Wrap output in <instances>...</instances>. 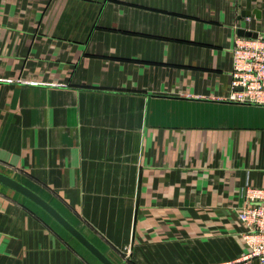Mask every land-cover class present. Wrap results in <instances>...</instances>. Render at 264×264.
I'll return each mask as SVG.
<instances>
[{"label":"crops","instance_id":"obj_1","mask_svg":"<svg viewBox=\"0 0 264 264\" xmlns=\"http://www.w3.org/2000/svg\"><path fill=\"white\" fill-rule=\"evenodd\" d=\"M241 29L264 38V0H0V173L114 264H259L237 209L264 189V106L227 101ZM0 264L103 263L0 185Z\"/></svg>","mask_w":264,"mask_h":264},{"label":"built area","instance_id":"obj_2","mask_svg":"<svg viewBox=\"0 0 264 264\" xmlns=\"http://www.w3.org/2000/svg\"><path fill=\"white\" fill-rule=\"evenodd\" d=\"M232 58V79L227 101L264 106V38L237 36ZM242 195L245 204L237 209V215L246 229L241 238L247 252L241 262L256 260L264 264V189L247 185Z\"/></svg>","mask_w":264,"mask_h":264},{"label":"water","instance_id":"obj_3","mask_svg":"<svg viewBox=\"0 0 264 264\" xmlns=\"http://www.w3.org/2000/svg\"><path fill=\"white\" fill-rule=\"evenodd\" d=\"M251 13H243L242 17H250ZM238 35L242 37L254 38L259 37L258 33L241 29ZM241 90V89H240ZM0 185H3L20 195L24 196L34 204L45 210L53 219H55L64 229H66L76 240H78L90 253H92L103 264L112 263L98 248H96L79 230L68 222L51 204L40 197L37 193L26 187L24 184L15 179L0 173Z\"/></svg>","mask_w":264,"mask_h":264}]
</instances>
